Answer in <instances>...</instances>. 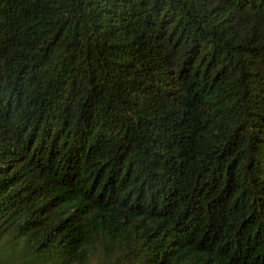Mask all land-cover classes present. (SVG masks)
<instances>
[{"label":"trees","instance_id":"trees-1","mask_svg":"<svg viewBox=\"0 0 264 264\" xmlns=\"http://www.w3.org/2000/svg\"><path fill=\"white\" fill-rule=\"evenodd\" d=\"M0 264H264V0H0Z\"/></svg>","mask_w":264,"mask_h":264}]
</instances>
